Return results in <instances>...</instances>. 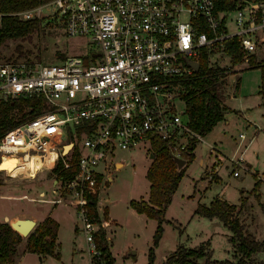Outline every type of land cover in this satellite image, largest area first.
I'll list each match as a JSON object with an SVG mask.
<instances>
[{
    "label": "built area",
    "instance_id": "built-area-1",
    "mask_svg": "<svg viewBox=\"0 0 264 264\" xmlns=\"http://www.w3.org/2000/svg\"><path fill=\"white\" fill-rule=\"evenodd\" d=\"M230 1L229 11L217 9L218 0H48L21 13L20 20L52 18L66 38H83L91 46L56 64L0 62V102L34 99L43 105L40 114L25 115L0 136V162L37 156L40 168L59 165L58 173L72 172L66 180L53 173L54 182L60 199L74 207L86 253L96 264L106 261L95 247L98 228L88 197L97 200L100 184L110 181L107 169H116L115 151L142 143L152 151L158 140L173 161L183 160L190 140H201L177 105L182 83L195 72L189 63L199 67L202 47L211 51L214 43L235 38L247 66L264 43V0ZM229 14L233 32L227 30ZM2 17L0 11V25ZM201 27L212 38L198 32ZM238 137L239 143L245 138ZM230 160L240 166V157ZM101 209L97 203V214Z\"/></svg>",
    "mask_w": 264,
    "mask_h": 264
},
{
    "label": "rangeland",
    "instance_id": "rangeland-1",
    "mask_svg": "<svg viewBox=\"0 0 264 264\" xmlns=\"http://www.w3.org/2000/svg\"><path fill=\"white\" fill-rule=\"evenodd\" d=\"M34 8L21 10L14 15L20 19L23 11ZM43 14L47 13L43 11ZM233 18L234 14H229L226 20L228 32L234 31ZM39 19L37 30L22 39H9L0 45V62L23 59L34 65L56 64L66 57L88 52L91 45L86 39L66 38L58 22L46 16ZM252 56L255 57L254 64L264 61V43L257 45ZM229 59L219 52V55L209 59L208 64L223 69V74H226L221 77L219 91L223 92V100L226 99L230 110L196 143L194 157L164 212L163 231L157 246L153 247L152 264H161L164 257L179 246L195 248L207 241L210 259L233 258L228 230L216 218L194 214L198 204L207 205L214 199L238 205L241 197L243 206L237 217L249 226L248 230L258 240L264 241V132H257L252 138L254 130L246 124L248 120L245 118V114H248L255 124L264 123L261 111L256 106L260 101L256 91L260 73L257 68L250 69L251 63L246 66L239 61L232 65ZM182 101H177L180 110L184 108ZM240 133L245 138L239 143ZM150 154L147 143L139 144L131 151L117 149L113 160L121 161L122 166L116 164V169L109 166L110 181L100 184L97 200L103 205L96 224L97 228L104 229L105 239L106 235L110 239L108 250L114 259L113 264H148L146 255L152 247L156 221L133 211L129 201L147 198L149 184L145 172L151 162ZM238 157L240 166L230 160ZM232 171H237L238 176H232ZM24 176L0 172V222H4L1 218L4 214L22 213L19 219H33L36 227L40 224L41 216L50 212L49 216L59 224V248L57 258L24 253L26 237H21L22 242L14 250V264H96V259L88 257L86 253V242L77 229L80 223L76 220L74 207L60 199L59 182H54L50 167L43 165L35 176ZM255 178L261 179L258 190L261 204L251 192ZM105 207L109 209L110 220L102 215ZM250 220H253L251 225ZM74 225L78 231L75 238ZM254 257L261 261L264 251Z\"/></svg>",
    "mask_w": 264,
    "mask_h": 264
},
{
    "label": "trees",
    "instance_id": "trees-1",
    "mask_svg": "<svg viewBox=\"0 0 264 264\" xmlns=\"http://www.w3.org/2000/svg\"><path fill=\"white\" fill-rule=\"evenodd\" d=\"M48 0H0V11L3 13L0 25V45L6 40L22 39L39 28L40 19L20 20L14 13L21 10L38 6ZM233 10L234 3L230 0H218L217 9ZM221 29V28H220ZM205 32L207 38H212L211 32L206 27H201L198 32ZM220 31V30H219ZM221 45V46H220ZM221 52L230 58V63L236 65L241 54L235 38H226L212 45L211 51L207 47H202L198 70L192 77L182 83L180 98L184 101V111L188 118V127L198 136L212 130V127L220 122L225 113L229 111L223 103V92H220V83L223 69L209 66V55ZM255 57H250L252 66L250 69H258L260 73V83L258 94L260 95V106L264 109V61L253 63ZM27 109L30 111L27 112ZM42 100H23L10 103L0 102V136L18 123L25 115L29 117L37 116L42 112ZM196 140H190L184 155L185 166L178 168L174 163L166 148L158 140L152 142L151 162L145 172V179L149 184L147 199L130 200L129 207L138 214H143L148 219L156 221V226L152 236V247L147 250L148 264L153 263V247L157 246L161 239L164 222V212L170 204L172 194L179 185L180 179L184 176L188 164L192 161L196 148ZM60 166L52 168V173H58ZM58 178L66 180L72 177L71 171H61ZM251 190L253 198L259 201L260 180H254ZM89 215L97 221L96 197L89 196ZM240 205L243 206V199L240 197ZM235 205L229 204L226 200L214 199L209 204H198L194 214L203 218H216L229 232L228 241L233 248V258L231 260H212L209 254V242L195 248L177 247L166 257L161 264H264V260H256L254 255L264 251V241L256 239L254 235L247 231L243 221L237 217L239 213ZM104 218L107 217V208L102 210ZM58 223L51 217L46 216L39 225L31 231L24 239V253L30 252L38 256H53L57 258L58 244L56 243V233ZM96 250L100 251L106 264H113V257L110 256L105 231L99 227L93 234ZM21 236L14 231L6 222H0V264H14V250L22 241ZM207 258L203 263L201 259Z\"/></svg>",
    "mask_w": 264,
    "mask_h": 264
},
{
    "label": "crops",
    "instance_id": "crops-1",
    "mask_svg": "<svg viewBox=\"0 0 264 264\" xmlns=\"http://www.w3.org/2000/svg\"><path fill=\"white\" fill-rule=\"evenodd\" d=\"M259 83H260V81H259ZM259 86V85H258ZM258 90V89H257ZM256 90V91H257ZM257 93H258V91H257ZM259 95V94H258ZM236 96V95H235ZM260 96V95H259ZM260 102H261V98H260V101L257 103V105L256 106H258V109H260V111H261V116L264 118V109H262V107L260 106ZM223 103L226 105V107L228 108V106H227V104H226V99H225V101H223ZM229 110H230V108H228ZM246 116H245V118L248 120V121H246V124L248 125V126H251L252 128H253V136H252V138H254L256 135H257V132H260V131H263L264 132V123L263 124H261V123H258L257 122V124H255V122L254 121H251L250 120V115H248V114H245ZM194 154V153H193ZM116 164H119L120 165V167L122 166V162L121 161H117V163ZM116 164H115V166H116ZM260 181H261V179H259ZM147 199V198H146ZM145 199V200H146ZM97 203H99V205L100 206H102L103 204L102 203H100V202H98L97 201ZM230 204V203H229ZM258 204H261V202H260V199H259V201H258ZM239 205H240V200H239V204L238 205H235L236 206V209L237 210H239ZM250 207V209H251V205L249 206ZM195 210V209H194ZM240 211V210H239ZM238 211V212H239ZM49 214H50V212L49 213H46V214H44V215H42L41 216V219L39 220L40 222H42L43 220H44V218L46 217V216H49ZM239 214V213H238ZM140 215H142V214H140ZM23 215H22V213H13V214H10V215H6V214H4L1 218L3 219L2 221H4V222H6V223H8L9 222V220H12V219H14V218H21ZM50 217V216H49ZM107 218L109 219V209H108V207H107ZM53 219V218H52ZM108 219L106 220V223H108L109 221H108ZM54 220V219H53ZM110 220V219H109ZM55 221V220H54ZM56 222V221H55ZM252 222H253V220L251 221L250 220V225L252 224ZM58 223V222H57ZM244 223V222H243ZM246 226V225H245ZM58 227H59V224H58ZM106 229V228H105ZM246 229H247V231L248 232H250L251 234H252V232H251V230H248V229H250L249 228V226H246ZM107 231V230H106ZM76 233H78V231L76 230V225H74V238L76 237ZM253 235V234H252ZM57 236H58V229H57V233H56V243L58 244V248H59V243H58V240H57ZM255 236V235H254ZM106 239H108V248L110 247L109 246V241H110V239L108 238V236L106 235ZM257 239V238H256ZM260 241V240H259ZM263 241V240H262ZM28 253H30V252H28ZM109 253H110V251H109ZM34 254V253H33ZM259 254V253H258ZM17 256V255H16ZM38 256V255H37ZM166 257H164V259H165ZM163 259V260H164ZM262 260H264V259H262ZM15 261H16V257H15ZM260 261V260H259Z\"/></svg>",
    "mask_w": 264,
    "mask_h": 264
},
{
    "label": "bare ground",
    "instance_id": "bare-ground-1",
    "mask_svg": "<svg viewBox=\"0 0 264 264\" xmlns=\"http://www.w3.org/2000/svg\"><path fill=\"white\" fill-rule=\"evenodd\" d=\"M48 156H55L53 151H48ZM0 162V171H3L5 174H11L12 176L18 175V176H24L29 177L36 174V172H32V174L28 171L32 170H39L40 168V161L37 156H29L28 160L25 162H22L20 158L17 157H7ZM31 175H30V174Z\"/></svg>",
    "mask_w": 264,
    "mask_h": 264
},
{
    "label": "water",
    "instance_id": "water-1",
    "mask_svg": "<svg viewBox=\"0 0 264 264\" xmlns=\"http://www.w3.org/2000/svg\"><path fill=\"white\" fill-rule=\"evenodd\" d=\"M189 65L193 68L194 71L198 70L197 63L192 62V63H189ZM174 163L177 165L178 168H181L184 164V161L181 159H175ZM8 224L21 237H27V235L34 229L36 223L33 219H30V218H27V219L15 218L13 220H10Z\"/></svg>",
    "mask_w": 264,
    "mask_h": 264
}]
</instances>
